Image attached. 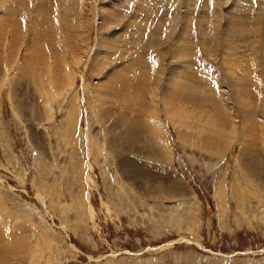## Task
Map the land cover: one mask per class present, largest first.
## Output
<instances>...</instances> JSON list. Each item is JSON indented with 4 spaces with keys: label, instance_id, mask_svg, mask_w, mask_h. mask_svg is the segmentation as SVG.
<instances>
[{
    "label": "rangeland",
    "instance_id": "rangeland-1",
    "mask_svg": "<svg viewBox=\"0 0 264 264\" xmlns=\"http://www.w3.org/2000/svg\"><path fill=\"white\" fill-rule=\"evenodd\" d=\"M61 1L0 0V264H264V0H157L108 59L144 2Z\"/></svg>",
    "mask_w": 264,
    "mask_h": 264
},
{
    "label": "bare ground",
    "instance_id": "bare-ground-1",
    "mask_svg": "<svg viewBox=\"0 0 264 264\" xmlns=\"http://www.w3.org/2000/svg\"><path fill=\"white\" fill-rule=\"evenodd\" d=\"M28 1V0H27ZM44 4H45V8L46 9H53V5H52V1L53 0H41ZM143 2H144V4H142V3H136V1L133 3V8H136L137 6H138V9H140V7H139V5H143L144 7H146L147 8V11H145V15H143V16H136L137 17V19H139V21H144V20H146L147 21V26L145 25V24H141V25H136V24H131L128 28H126L125 30H123L122 31V28H120L119 29V25H120V23H113V24H108L107 25V27H106V25H105V23L104 22H102V23H98V26H99V28L98 29H100V30H102V28H103V30H106V33L104 32L101 36H104L105 38H103L102 39V42H101V53H103L102 55L103 56H105V58L106 59H108V58H112V56L113 57H115L114 55L118 52V47L120 46V47H122V49L125 47V46H130V47H127V48H129V51H130V49L133 47L134 48V46H135V49L138 51V49H139V52H145L146 51V54L147 53H150V52H152V48H154V47H156V45H158L159 44V42H158V39H159V36H157V32L156 31H158V32H160L161 33V30H163L164 28V25H162V27L161 26H159V25H155L154 24V21H153V23L151 22H149L148 21V19H152V18H154L155 16H156V18H157V16H159V13H160V11L161 12H163V9L161 8V6H159V1H157V0H142ZM176 1V0H175ZM214 1V0H213ZM23 2V1H22ZM68 2V3H67ZM169 2V0H167L166 1V4ZM217 2H219V0H216V3ZM19 3V2H18ZM42 3V4H43ZM61 4H62V6H63V9H64V16L65 15H67V14H65L66 12H67V10H68V7H73V5L70 3V0H62L61 1ZM177 4V3H176ZM175 4V5H176ZM172 7V6H171ZM44 8V9H45ZM157 8H159V10L157 9ZM161 8V9H160ZM13 9V8H12ZM51 9V10H52ZM73 9V8H72ZM127 9H129V7L127 8ZM71 11V10H70ZM73 11V10H72ZM74 11H75V8H74ZM166 11H170V9L169 8H166ZM210 11V10H209ZM156 12V14L154 15V13ZM70 13V12H69ZM263 12L260 10V12H258L256 15L257 16H254L255 17V22H253V24L252 23H250V22H245L246 20L245 19H243L244 20V23L243 24H245V23H250V24H248L249 26H247V24H245V26L243 25V24H241V25H239L238 24V26L240 27L239 28V33L240 32H242V31H245L246 30V28L247 29H249V28H251V29H249V30H251V32H249V33H251V36L253 37V34H255L256 33V31L258 32V33H256V37H257V34H258V36L259 35H261V33H262V35L260 36V37H262L263 35H264V31L262 32V30L264 29L263 27H264V19H262L261 17H263V14H262ZM69 15V14H68ZM67 15V16H68ZM99 15H100V17L103 19V18H106V16H107V12L105 11V13L103 12V14L101 15V13L99 12ZM246 16V15H245ZM146 17V18H145ZM248 16H246V17H244L243 16V18H247ZM253 17V16H252ZM4 18H5V16H4ZM8 18V16H6V19ZM65 18H67V17H65ZM160 18H162L163 19V17L161 16ZM164 18H166V17H164ZM249 18V17H248ZM155 19V18H154ZM159 19V18H158ZM161 19V20H162ZM160 20V19H159ZM240 20H242V18H240ZM164 21V20H163ZM162 21V23L164 24V23H166V21L165 22H163ZM178 21V20H177ZM257 21V22H256ZM108 22V21H107ZM157 22V21H156ZM160 22V21H159ZM243 22V21H242ZM241 22V23H242ZM4 23V22H3ZM172 23V22H171ZM232 23V22H231ZM238 23V22H237ZM240 23V22H239ZM159 24H161V23H159ZM177 24V23H176ZM174 25V24H173ZM178 25H179V23H178ZM251 25H253V26H251ZM172 26V25H171ZM174 26H176V25H174ZM259 26V30H257L258 27ZM142 27H144L145 29L144 30H142ZM157 27V28H156ZM233 27H234V25H233ZM104 28H106V29H104ZM173 29H174V27H172ZM198 29V28H197ZM203 29V28H202ZM233 29V28H232ZM232 29H230V31H232ZM234 29L236 30V27H234ZM218 30V29H217ZM238 30V29H237ZM146 31L148 32L147 34H146ZM165 31H167V30H165ZM171 33H173V31H172V29H170L169 30ZM193 31V30H192ZM198 31V30H197ZM248 31V30H247ZM203 32H204V30H203ZM233 32V31H232ZM214 33V32H213ZM216 33V32H215ZM245 33V32H244ZM248 33V34H249ZM260 33V34H259ZM197 34V33H196ZM247 34V36L249 37L250 36V34L248 35ZM120 35H122V36H125V38H127L128 39V41L125 39V40H123V38H121L122 39V41H124L123 42V44H120L119 43V41H121L120 40ZM159 35V34H158ZM216 35V34H215ZM229 35V34H228ZM237 35H238V33H237ZM242 35H244V34H242ZM146 36V37H145ZM170 36V35H169ZM179 36L180 35H178L177 33H176V38H179ZM224 37V36H223ZM223 37H220V38H223ZM232 37H234V35L233 36H231L230 38H232ZM235 37H236V35H235ZM247 37V38H248ZM14 38V37H13ZM132 39V40H130V39ZM144 38H146V39H149L146 43L145 42H142L143 40H144ZM169 38V37H168ZM207 38V37H206ZM212 38V37H211ZM229 38V39H230ZM251 38V37H250ZM134 39V40H133ZM170 39V38H169ZM229 39H226V37L224 38V40H223V43L225 42H227ZM214 40V39H213ZM221 40V39H220ZM134 42V43H131V42ZM205 41V40H204ZM232 41V40H231ZM253 41V39H251V42ZM256 41V40H255ZM260 41H262V40H260ZM157 42H158V44H157ZM254 42V41H253ZM257 42H258V40H257ZM190 43H191V41L190 40H185V44L186 45H190ZM229 43V42H228ZM231 43V42H230ZM241 43V42H240ZM263 43H264V41H263ZM137 44V45H136ZM227 44V43H226ZM262 44V43H261ZM262 45H264V44H262ZM232 46V45H231ZM258 46H259V44H258ZM228 47H230V45L228 46ZM260 47V46H259ZM126 48V47H125ZM201 48V47H200ZM112 49V50H111ZM150 49V50H149ZM230 49H231V47H230ZM262 49H264V47H262ZM114 50V51H113ZM121 50V49H120ZM119 50V51H120ZM128 50H127V52H129ZM149 51V52H148ZM263 51V50H262ZM133 52V53H132ZM131 53H132V56H133V58H134V60H128V59H126V61L125 62H128L127 64H124V62H123V64L122 65H118L115 69H119V71L121 70V68H123L125 71H126V69H128L126 72H128V71H132L133 69H134V67H135V65H140V64H142V65H144L145 67H144V69L146 68H148L149 66H150V70L152 69V66H151V61H149V59H150V57L149 58H145V57H142V54H138L137 52H135V50L134 51H132ZM177 52H178V48L177 47H175V51H174V49H173V53H174V56L175 55H177ZM264 52V51H263ZM130 53V54H131ZM128 56V55H127ZM131 56V55H130ZM149 56V55H148ZM177 56H180V55H177ZM144 58V59H143ZM179 58H181V57H179ZM146 59V61H142V60H145ZM237 60V59H236ZM103 64V63H102ZM247 64V63H246ZM174 65H176V64H174ZM99 66V65H98ZM176 67V66H175ZM101 68V67H100ZM137 68V67H136ZM135 68V69H136ZM187 69V68H186ZM124 70L122 71V72H124ZM182 70V69H181ZM118 71V72H119ZM152 71V70H151ZM185 71V70H184ZM252 71V70H251ZM114 72H115V70H112V72H110V74L109 75H114ZM117 72V71H116ZM147 72V74H148V71H146ZM180 72V71H179ZM182 72V71H181ZM245 73H246V71H245ZM251 73V72H250ZM143 74H145V75H147L146 73H145V71H144V73ZM143 74H140L141 75V78L144 76ZM177 74V73H176ZM190 74V73H189ZM108 75V74H107ZM108 75V76H109ZM178 75V74H177ZM181 75V74H180ZM107 77V76H106ZM145 77V76H144ZM192 77V76H191ZM238 77V76H237ZM242 78V77H241ZM110 80L112 79V78H109ZM236 79V78H235ZM238 79V78H237ZM239 79H240V77H239ZM248 79V78H247ZM113 80V79H112ZM109 81V84H112V82L113 81ZM135 80V79H134ZM195 80V79H194ZM198 80V79H197ZM229 80V79H228ZM243 80V79H242ZM241 80V81H242ZM137 81V80H136ZM144 81V80H143ZM145 81H147V80H145ZM213 81V80H212ZM245 82V81H244ZM247 82V81H246ZM242 84H243V81H242ZM235 85V84H234ZM244 85V84H243ZM112 86V85H111ZM175 86V85H174ZM196 86V85H195ZM236 86V85H235ZM110 87V86H109ZM113 87V86H112ZM179 87V86H178ZM197 87V86H196ZM198 88V87H197ZM111 89V88H110ZM185 89V88H184ZM169 91V90H168ZM188 91H190V90H188ZM188 91H185L184 90V92H187L188 93ZM193 91V90H192ZM242 90L240 89H238L237 91H235L234 92V94L236 95V97H237V101H238V103H239V105L240 106H243V107H245V106H247V105H251V104H248L249 102H248V99L250 98V95L248 94L246 97L248 98V99H246L247 100V102H246V100H245V98H243L244 96H243V93L241 92ZM181 93H183L182 92V90L180 91ZM246 92V91H245ZM244 92V93H245ZM169 93V92H168ZM172 93V92H171ZM169 95V94H168ZM228 95H229V93H228ZM245 95V94H244ZM169 97V96H168ZM229 97V96H228ZM250 102H251V100H250ZM245 103H247V105L245 104ZM252 111V110H251ZM252 113V112H251ZM250 113V114H251ZM246 114H248L247 112H246ZM252 115V114H251ZM247 116V115H246ZM247 118V117H246ZM249 118V117H248ZM246 121H247V119H246ZM264 130V129H263ZM110 134V133H109ZM250 136V135H249ZM217 139H219V138H217ZM233 197V196H232ZM237 200V199H236ZM17 258V257H16Z\"/></svg>",
    "mask_w": 264,
    "mask_h": 264
}]
</instances>
